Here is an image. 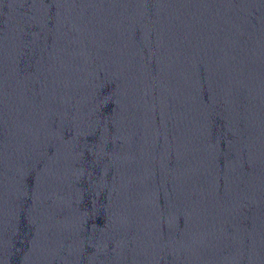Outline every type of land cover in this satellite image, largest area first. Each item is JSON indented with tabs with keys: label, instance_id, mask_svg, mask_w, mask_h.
<instances>
[{
	"label": "water",
	"instance_id": "95a60500",
	"mask_svg": "<svg viewBox=\"0 0 264 264\" xmlns=\"http://www.w3.org/2000/svg\"><path fill=\"white\" fill-rule=\"evenodd\" d=\"M0 264H264V0H0Z\"/></svg>",
	"mask_w": 264,
	"mask_h": 264
}]
</instances>
